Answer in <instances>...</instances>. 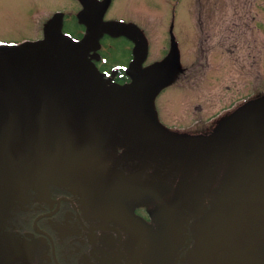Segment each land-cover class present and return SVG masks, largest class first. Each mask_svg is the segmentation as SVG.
Returning a JSON list of instances; mask_svg holds the SVG:
<instances>
[{
	"label": "flooded vegetation",
	"instance_id": "flooded-vegetation-1",
	"mask_svg": "<svg viewBox=\"0 0 264 264\" xmlns=\"http://www.w3.org/2000/svg\"><path fill=\"white\" fill-rule=\"evenodd\" d=\"M73 20L0 44V264H264V78L187 103L204 65L171 28L134 80L120 18Z\"/></svg>",
	"mask_w": 264,
	"mask_h": 264
},
{
	"label": "rangeland",
	"instance_id": "rangeland-1",
	"mask_svg": "<svg viewBox=\"0 0 264 264\" xmlns=\"http://www.w3.org/2000/svg\"><path fill=\"white\" fill-rule=\"evenodd\" d=\"M74 16L92 25L109 17L136 23L149 37V59L166 51L174 22L176 35L172 34L184 39L187 69L199 60L204 65L202 77L186 80L187 88H197L188 94L187 103L219 101L228 85L237 97L264 78V0H0V43L20 47L23 40L41 35V23L53 21L65 22L66 29L75 31ZM108 42L110 61L123 59L126 40ZM206 47L209 65L201 57ZM178 85L172 91H178Z\"/></svg>",
	"mask_w": 264,
	"mask_h": 264
},
{
	"label": "water",
	"instance_id": "water-1",
	"mask_svg": "<svg viewBox=\"0 0 264 264\" xmlns=\"http://www.w3.org/2000/svg\"><path fill=\"white\" fill-rule=\"evenodd\" d=\"M58 17L60 18L61 15L59 14ZM103 31H108L112 34H126L129 37L135 39L137 41V45L135 47V59L130 67V72L134 76V80L138 78V63L141 62L146 55V46L145 44L139 39L138 28L134 24H129L121 21H107L102 26ZM1 64H5L4 60L0 57V68H2ZM97 69L92 66L90 68V76L93 78L97 76L96 74Z\"/></svg>",
	"mask_w": 264,
	"mask_h": 264
}]
</instances>
